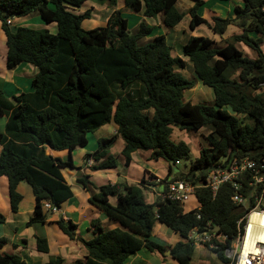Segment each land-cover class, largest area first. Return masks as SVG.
<instances>
[{
	"label": "trees",
	"instance_id": "obj_1",
	"mask_svg": "<svg viewBox=\"0 0 264 264\" xmlns=\"http://www.w3.org/2000/svg\"><path fill=\"white\" fill-rule=\"evenodd\" d=\"M122 1L124 8L140 13L142 18L157 19L167 29L175 28L183 19L175 8L178 0ZM192 1L188 10L191 32L201 25L211 28L217 36L230 25L241 32L222 42L221 47L208 38L191 37L182 47L184 61L171 54L162 35L139 45L154 28L140 22L137 32L130 34L128 21L118 9L110 13L107 27L81 28L91 13H78L84 3L107 2L114 8L117 0H0L6 69L21 63L37 69L31 93L8 99L0 91V116L6 118L0 133V178L7 180V204L12 213L17 212L22 200L17 186L23 182L31 188L34 208L28 227L46 221L45 202L59 208L72 197L60 172L75 169L72 162L53 158L45 153L46 149L58 153L84 148L87 136L108 124L114 125L116 136L99 140L97 149L85 157L95 164L92 171L116 167L108 150L118 137L123 143L120 155L125 166L131 163L134 152H150V160L168 164L166 183L175 177V163L189 155L186 144L171 141L173 127L181 131L205 126L211 129L207 136L209 148L200 150L190 172L222 158L264 160V51L262 39L251 36L264 35V0H241L243 6L234 8L232 19L212 17L210 23L197 15L203 0ZM35 12L44 24L56 25L55 34L6 25L13 17ZM236 43L253 51L255 58H247L236 49ZM188 63L201 84L212 90L213 105L184 100L183 93L195 86L194 80L179 72ZM204 178L200 174L192 179L175 177L195 187ZM78 182L84 188L90 185L97 190L89 203L118 227L104 230L98 221L93 222L95 236L87 241L80 239L87 255L73 264H126L142 249L161 256L169 251L170 258L178 264H190L194 255L190 234L194 229L200 234L215 227L218 231L204 246L221 264H229L223 251L232 244L236 222L244 213L232 204L233 189L229 185L220 186L214 196L207 188H196L194 206L186 210L185 204L179 202L157 199L153 204L146 203L143 182L137 186L122 183L95 187L86 176ZM161 189L164 191L166 186ZM110 198L116 203L110 204ZM4 221L0 214V224ZM56 223L68 238H75L73 224L62 220ZM154 223L185 241L171 247L154 243L148 239ZM5 242L0 239V248ZM36 251L47 255V242L37 238ZM0 264L25 263L17 254H5L0 255ZM46 264H63V260L50 257Z\"/></svg>",
	"mask_w": 264,
	"mask_h": 264
},
{
	"label": "crops",
	"instance_id": "obj_2",
	"mask_svg": "<svg viewBox=\"0 0 264 264\" xmlns=\"http://www.w3.org/2000/svg\"><path fill=\"white\" fill-rule=\"evenodd\" d=\"M238 1H240V4L236 6L242 7L243 5L241 0ZM177 2L187 5L188 10L193 6V2L191 0H178ZM189 2H191V6L189 5ZM106 4L107 2L104 4V10H106ZM88 5L89 4L87 2L84 3L78 13H82L85 10H90L93 14L94 11H98L96 7ZM236 6L233 7V10ZM84 7H87V9L82 11ZM108 8L110 9V13L116 9L115 7L111 8L109 6ZM233 10L231 12L232 14L230 13V10L227 12L228 19L233 18ZM136 14L139 15V17L141 16L140 13L136 12ZM38 18L39 16L36 12L25 16V19L20 18L17 21L13 17L11 18V25L9 26V28L28 27L35 30L45 29L50 33H56L55 24L42 25ZM143 22L148 27H151L146 23V21ZM159 27L161 26L159 25L158 28ZM240 32L241 31L239 28L230 25L226 28L223 35L220 36V38H223L219 42H224L231 36L237 35ZM162 36L165 37V35ZM251 36L261 38L262 47H264V35L258 36L255 34H251ZM5 40L6 37L3 31V24L0 21V91L8 99H11L12 97L19 96L20 94L31 93L33 91L31 87V80L37 74V69L30 64L21 63L15 68L7 70L5 67ZM5 123L6 118L4 116H0V133L4 131ZM92 135H94V140L98 143V141L101 139H107L112 136H116V128L113 124H108L94 132ZM120 142L121 141H119V138L116 137L114 143L108 150V156L111 155L114 158H118L122 161V165L126 168L123 172H121L117 167L100 171L90 170L95 164L91 159L90 161H92V164H86L87 160H85V157L92 154L97 149V146L93 151L87 152L85 150V148L87 147L86 145L84 148L75 149L73 151H66L65 155H62V152L53 153L50 150L46 149L45 153L47 155L53 158H59L63 162L71 161L75 169L66 168L68 173H63V170H60L64 181L70 188L72 197L60 204L58 208L59 212L50 215L51 218H49V220H46L44 223L32 224L29 227L26 225L29 218L33 214L34 208L33 193L31 188L26 183L22 182L17 186V192L22 196V200L18 205L17 212L12 213L10 211L7 204V180L3 177L0 178V214L5 218V221L0 224V239L4 238L6 241L0 248V255L17 254L21 257L25 264H46L50 257H58L62 259L63 264H73L76 260H81L87 255V251L80 242V239L87 241L95 236L94 228L92 225L93 222L98 221L100 226L104 230L117 228V224L108 221L102 211L89 203V199L93 194L97 193V190L90 185H88L87 188H84L78 182V179L83 176H86L87 180L90 183L94 184L95 187H101L105 185L113 186L122 183H126L130 186H137L139 184H142L143 182L145 184V202L148 204H153L157 200L158 193L162 192L161 188L165 185V181L159 178L158 173L151 171L149 168V166L155 167L153 162L157 161L149 159L150 152L138 151L134 152L131 155V163L129 164V166H125L123 158L120 155L123 143ZM143 163L146 164V167H148L144 168V166L142 165ZM132 169L133 171H131ZM109 201L112 205L116 203V200L114 198H110ZM189 209L190 208H188L187 210ZM58 220H62L64 223H71L76 227L73 232L75 237L73 240L68 238L59 229L56 223ZM37 238L43 239L47 242L49 248V253L47 255L38 253L36 251ZM138 238L142 239V237L140 236ZM148 239L151 241L155 240V242L153 241L154 243L158 242L156 244L164 247H171L173 245V238L171 236L166 238L165 242H159V240H156L153 235V229L152 234ZM140 252L141 250L138 251L135 255L130 256L126 260V264H149V260L144 259L142 253ZM150 254L157 255L158 253L154 252ZM155 262L156 261H154L153 264Z\"/></svg>",
	"mask_w": 264,
	"mask_h": 264
},
{
	"label": "rangeland",
	"instance_id": "obj_3",
	"mask_svg": "<svg viewBox=\"0 0 264 264\" xmlns=\"http://www.w3.org/2000/svg\"><path fill=\"white\" fill-rule=\"evenodd\" d=\"M87 3L89 4L88 6L96 7L98 11H94L93 14L90 13L89 19L84 20L81 23V28L83 30H89L94 28L107 27V21L110 15L109 14L110 9L108 8V6H106L107 4L105 5V8L107 10L106 12V10H104V4H94L90 2ZM238 4H240V1L238 0H203V5L197 9V15L200 16L202 19L206 20V22L208 23H210L211 17L213 16H217L221 19H225L228 16L227 12L230 10L231 13L233 7ZM189 5L191 6V2H189ZM115 8L120 10L122 16L125 19H127L128 29L130 31V34H135L137 32L139 23L143 21H146V23L149 26L155 28L152 35L141 40L139 45L147 44L157 35H165L166 42L171 48V54L176 57H182V47L191 37L201 36L204 38H208L213 42H219L223 38V37L220 38V36L218 37L215 33L212 32L211 28L207 27L206 25H201L196 29V31L191 32L188 29V22H189L188 8L187 5L183 3L177 2L175 4V8L181 14H183L184 17L179 23V25L176 26L174 29H167L161 26L157 19L151 20V19L141 18V16L139 17V15H137L136 13L130 11L129 9L124 8V4L122 0H117ZM85 9H87V7H84L82 11ZM20 18L25 19V17H15V20L17 21ZM38 19L42 23V25H46L44 24V22H42L40 18ZM154 24L158 26L160 25L161 27L158 28V26H155ZM15 28L17 27H12V29ZM222 42L223 41L216 43L217 46L221 47ZM235 47L241 53L243 52V54L247 58L249 59L255 58V53L246 46H244L243 44L236 43ZM262 50L264 51V47H262ZM182 59H184V61H187L184 57H182ZM179 72L183 77L194 80L195 82V86L193 89L185 91L183 93V98L185 101H188L191 104H205L208 106L213 105L214 97L212 90L210 88H207L206 86H203L201 82L196 78V76L192 71V66L190 63L187 64L184 70H179ZM261 90L264 91V87ZM239 119H241V117H239ZM210 134H211V129L208 126L202 127L199 130H190V131H181L176 127L172 128V132L170 135L171 141L173 143L183 142L189 148L188 158L183 159L179 162V165L174 168V173L181 172L184 174H188L190 172L191 165L198 158L200 150L209 148L207 142V136H209ZM87 140H88V144L85 150L88 152L96 149L97 142L94 140V135L92 134L88 135ZM119 141L121 140L119 139ZM61 154L65 155L66 151H62ZM115 160H116V167L121 172H123L126 168L122 165V161L118 158H115ZM153 164L155 165V167L149 166L150 170L154 171L155 173H158V176L161 180H165L167 178L168 164L163 160L153 162ZM142 165L144 166V168L146 167V164L143 163ZM61 170H63V173H68L67 169L65 170L61 169ZM131 171H133V169ZM195 182L197 184V181ZM192 198L193 195H191L189 197V201L185 203L184 206L186 210L194 205ZM261 208H264V198L261 202ZM45 213L47 217L46 220H49V218H51L50 215L47 212ZM153 226H154L153 227L154 238L156 240H159V242L161 241L165 242L166 238L170 236L173 238L172 244L177 243L179 241H185L179 235L166 229L164 226L159 225L158 223H154ZM153 241L155 242V240ZM140 253H142L144 259L149 260V264H153L154 261H156L154 264H177L172 258H169L168 256H161L158 254L151 255L146 250H141ZM190 264H221V263L217 260L214 253H212L206 246H204V244H202V245L194 246V255L192 257Z\"/></svg>",
	"mask_w": 264,
	"mask_h": 264
},
{
	"label": "built area",
	"instance_id": "obj_4",
	"mask_svg": "<svg viewBox=\"0 0 264 264\" xmlns=\"http://www.w3.org/2000/svg\"><path fill=\"white\" fill-rule=\"evenodd\" d=\"M6 25H11V19L6 21ZM86 162L92 164L90 160ZM175 165L178 166L179 162ZM209 167L214 169L207 172L196 187L184 180L170 178L164 185L166 189L158 193L157 199L185 204L196 188H207L214 196L220 186L229 185L233 189L232 204L240 207L244 213L236 222V236L230 247L224 249L223 256L229 260V264H264V208H261L264 198V160L257 162L248 158H234L228 161L222 158L204 169ZM43 210L49 215L59 212L57 207L48 202L43 204ZM213 236L214 229L200 234L194 229L189 239L195 246L210 242ZM219 239L224 241V238Z\"/></svg>",
	"mask_w": 264,
	"mask_h": 264
},
{
	"label": "water",
	"instance_id": "obj_5",
	"mask_svg": "<svg viewBox=\"0 0 264 264\" xmlns=\"http://www.w3.org/2000/svg\"><path fill=\"white\" fill-rule=\"evenodd\" d=\"M214 168L213 167H209V168H206V169H201L199 170L198 168H194L191 172H189V174H184V173H181V172H176L175 174V177H178V178H186V179H192V177L195 175V174H200L201 176H204L205 174H207V172L213 170ZM218 231V228L215 227L214 228V233H216ZM164 255L170 257V253L169 251H166L164 253Z\"/></svg>",
	"mask_w": 264,
	"mask_h": 264
}]
</instances>
